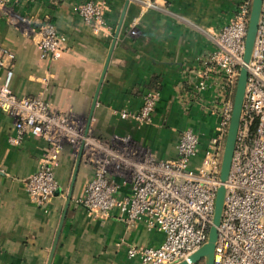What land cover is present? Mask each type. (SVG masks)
<instances>
[{
  "label": "crops",
  "instance_id": "obj_1",
  "mask_svg": "<svg viewBox=\"0 0 264 264\" xmlns=\"http://www.w3.org/2000/svg\"><path fill=\"white\" fill-rule=\"evenodd\" d=\"M5 1L32 25L48 22L66 39L57 62L49 65L38 46L0 14V47L15 57L13 95L43 93L54 111L85 120L91 114L96 138H130L159 160L175 158L184 129L199 135L203 152L218 123L212 113L218 90L212 86L200 100L195 97L200 59L213 50L211 36L231 20L242 0H150L154 8L140 5L149 0ZM87 2L102 8V32L94 33L74 12ZM4 75L0 69V83ZM149 91L159 93L150 125L138 128L119 119V112L139 111ZM11 137L12 121L0 111V264H140L127 257L130 247L162 243L161 234L141 224L127 229L113 216L89 217L75 204L92 171L81 160L77 167L78 155L69 146L54 170V197L44 207L33 204L23 182L36 172L45 143L25 137L12 147ZM199 162L197 157L192 167Z\"/></svg>",
  "mask_w": 264,
  "mask_h": 264
},
{
  "label": "built area",
  "instance_id": "obj_2",
  "mask_svg": "<svg viewBox=\"0 0 264 264\" xmlns=\"http://www.w3.org/2000/svg\"><path fill=\"white\" fill-rule=\"evenodd\" d=\"M34 1L15 0L21 4ZM251 1L242 0L231 20L211 36L213 50L200 59L193 93L199 99L212 86L217 88L216 103L212 105V113L218 117L214 135L200 153L199 135L192 129L182 130L172 160L157 159L130 138H96L92 119L88 123L72 112L52 110L43 93L34 98L16 97L10 90L15 57L0 47V69L5 73L0 83V111L11 119L14 130L9 144L17 147L25 137L45 143L36 172L23 182L29 200L44 207L54 197L58 189L54 170L64 147L69 146L74 155L80 153L81 161L92 171L82 196L75 201L87 216L101 220L113 216L127 229L141 224L147 231L163 236L157 247H130L129 259L140 264L188 263L206 244L212 226ZM140 5L155 7L150 0ZM11 9L0 0V14L7 23L32 40L49 65L57 62L66 39L52 24L32 25ZM74 12L94 33L106 28L99 5L78 4ZM247 73L213 264H264V0ZM46 83L47 78L43 80ZM158 100L157 91L146 92L139 111H122L118 117L138 128L150 125ZM197 157L200 162L192 167ZM123 190L127 194L122 196Z\"/></svg>",
  "mask_w": 264,
  "mask_h": 264
},
{
  "label": "water",
  "instance_id": "obj_3",
  "mask_svg": "<svg viewBox=\"0 0 264 264\" xmlns=\"http://www.w3.org/2000/svg\"><path fill=\"white\" fill-rule=\"evenodd\" d=\"M261 3H262V0H252L251 1V9H250V15H249V20H248L247 34H246L245 44H244L243 66L240 69L239 77L237 79V83L235 87L231 119H230V124L228 128L224 148H223V155H222V160H221V165H220V174H219L220 187L216 191L212 226L209 229L208 239H207L206 244L189 258L188 260L189 264H197L200 261H203L204 264H213L214 250H215V245L217 241V229L220 225L223 206H224V200H225V194H226L224 185L229 176L230 166H231L232 157L234 153L236 134H237L238 126H239V119H240L241 108H242V103L244 99L245 86H246V81L248 77L247 65L249 64L250 59H251V53H252V49H253L256 33H257L258 21H259L260 12H261ZM95 104H96V100H94V106ZM91 119H92V115L90 114L87 119V122L89 123ZM80 157L81 156L79 153L77 164H76L77 167L81 160ZM74 179H75V175L73 176V181ZM70 199H71V196L68 195V202H70ZM188 263L183 262L180 264H188Z\"/></svg>",
  "mask_w": 264,
  "mask_h": 264
},
{
  "label": "rangeland",
  "instance_id": "obj_4",
  "mask_svg": "<svg viewBox=\"0 0 264 264\" xmlns=\"http://www.w3.org/2000/svg\"><path fill=\"white\" fill-rule=\"evenodd\" d=\"M201 264H204V262L202 261Z\"/></svg>",
  "mask_w": 264,
  "mask_h": 264
}]
</instances>
